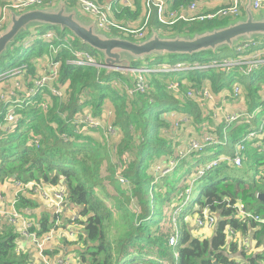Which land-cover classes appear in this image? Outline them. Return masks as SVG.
Masks as SVG:
<instances>
[{
    "label": "trees",
    "instance_id": "trees-1",
    "mask_svg": "<svg viewBox=\"0 0 264 264\" xmlns=\"http://www.w3.org/2000/svg\"><path fill=\"white\" fill-rule=\"evenodd\" d=\"M58 1L65 0H46V4L52 5ZM195 1L174 0L173 6L178 8ZM2 5L0 0V8ZM232 20L224 18L178 22L168 29L152 18L150 26L156 29L161 26L170 35H193L225 26ZM49 30L56 31L57 40L53 45L58 49L53 57L60 63L58 80L52 88L62 90L64 95L60 99L46 87L33 98L27 97L26 92H17L19 100L24 102L20 106L7 104L20 117L17 125L11 129L4 128L6 108L2 106L5 103L0 101V179L14 176L15 180L22 182L42 181L48 185H58L62 181L66 192V209L78 215L76 223L80 226L79 240L82 248L78 254L81 264H127L135 255L142 256L145 264H262L264 255H247L238 250L236 243H228L226 230L244 235L249 226L256 225L238 219L235 211L228 207L237 201L264 219V205L257 198L264 193V175L259 177L257 170L254 175H250L255 165L264 169V140L262 149L245 152L242 169L223 162L196 180L195 174L192 175L191 178L194 183H198L199 188L194 199L191 197L192 189L190 190L187 202L183 195L186 189L191 188L190 184L184 183L179 187L178 184L191 175V172H196L199 167L208 164H203L208 156L218 157L223 155L219 153L225 152L227 157H233V146L240 139L239 134L242 131L246 133L248 126L238 125L235 129L231 127L228 133L225 132V136L223 122L214 126L213 131L208 132L216 134L220 141L222 137H227V146H208L190 161L180 162L176 170L159 179L153 174L152 166L156 163H167L177 155L173 157L174 138L164 135L172 125V121L166 118L169 113L187 114L195 126L206 123L202 117L204 111L199 104L186 97L188 88L200 90L207 87L217 100V97L221 98L222 90L231 91L234 77H237V83L242 87V99H245L247 110L251 111L264 102L260 97L261 84H264V67L249 76H241L237 70L223 73L213 68L202 72H183L177 77L150 74L151 89L144 94L138 93L129 97L126 86L123 87L130 86L129 81L118 73L106 75L105 69L100 66L102 61L98 53L83 46L67 31L60 32L52 28ZM32 32L37 31L26 35L30 36ZM23 39L24 36L19 37L11 51L22 49ZM263 46L264 42L257 49ZM85 49L89 52H85ZM32 50L30 55L26 52L28 57L18 56V61L14 63L5 62L8 54L0 58V76L20 71L18 75L0 82V96L6 95L11 102L16 98L8 92L13 90L15 81L31 89L33 81L39 78V72L30 58L52 55L48 45L42 44L41 40L37 41L35 49ZM227 50L223 49L228 52ZM73 51L88 54L100 67L72 63ZM232 51L236 56L235 49ZM219 52L167 57L170 60L173 57L187 58V61L208 65L210 61L220 59L216 55ZM141 63L145 62H136L133 68ZM243 77L248 78V81L243 82ZM171 80L179 83V95L168 89V81ZM115 82L121 85L116 87ZM4 86H9L10 90L4 91ZM42 104L47 108L44 109ZM104 111L113 115L111 125L118 132L116 159H112L113 156L108 152L102 129L99 132L90 130L103 140L99 141L78 129L75 123L74 117H83L86 114L104 120ZM192 162L195 165L191 167ZM199 162L201 164L198 166ZM182 168L185 170L179 174ZM105 172H108L106 177ZM117 174L125 178L129 185L124 187L119 184ZM105 181L115 185V191L120 198L124 199L126 205L130 203L128 208H124L118 198L117 204L112 208L106 206L102 196L111 201L116 199L106 195ZM201 181L205 183L199 184ZM150 184L153 185L152 199L149 197ZM20 203L27 206L33 202L22 197ZM133 203L136 204L137 212L132 211ZM180 204L185 206L178 218L181 222V235L179 250L176 252V248L170 247L168 241L174 235V225L177 226L173 222V213ZM204 210L215 217L210 239H200L194 235L195 231L185 221L192 214L201 217ZM53 223L51 218L42 219L41 230H48ZM261 227L264 233V226ZM4 231L0 234V264H26L29 255H16L15 235L7 227ZM237 250L242 253L239 262L230 257L237 254Z\"/></svg>",
    "mask_w": 264,
    "mask_h": 264
},
{
    "label": "built area",
    "instance_id": "built-area-1",
    "mask_svg": "<svg viewBox=\"0 0 264 264\" xmlns=\"http://www.w3.org/2000/svg\"><path fill=\"white\" fill-rule=\"evenodd\" d=\"M2 2L3 5L0 8V32L8 22L10 11L21 13L29 9L51 6V4H46V0H2ZM65 2H74L79 11L93 20L97 27L106 33L110 34L112 30H115L127 39L143 40L148 36V32H150V21L152 18H154L159 25L168 29H171L172 26L181 21L189 23L192 21H209L224 18L235 20L243 15L245 0H227L221 8L217 9L213 14L208 15L197 13L200 8L199 2H192L185 6L174 8V0H143V13L139 22V28L123 27L118 25L114 20V14L121 11L122 8L128 9L129 11L135 10V3L133 0H112L111 3H99L96 0H65ZM251 6L254 12L264 10V0H251ZM55 40H57V38L53 34L44 36V39L42 40V42L44 41L43 44L48 45L52 55L45 57V64L37 69L39 72V78L33 81V88L27 89L26 87L21 86L18 81H15L13 90L9 91L8 94L14 96L16 100L11 102L6 95L0 96V101H3L7 107L3 119L5 129H11L13 126L17 125L18 120L20 119V117L13 112V109L7 105L11 103L20 106L24 102L19 100L16 95L17 92H26L27 97L33 98L36 93H41L40 90L46 87L53 95L60 99L63 98L64 92L62 90L52 88V85L58 80L60 69V63L55 61L53 57L58 49V47H54L53 45ZM65 42L68 44V41ZM249 44L252 45L250 46ZM259 45L260 44L258 43H254V41L239 44L235 47L236 56L232 59L212 60L208 65H200L198 62L177 63L172 66L159 65L147 69L144 74L183 73L195 70L202 72L208 68H213L220 70L223 73H230L237 70L239 75L249 76L264 67V46L261 49H257ZM68 46L69 48H72L70 43ZM73 55L74 61L72 63L78 66L100 67L94 59L86 53L73 51ZM135 71V68H133L130 72V75H133L135 87L132 88L128 85L123 86H126L125 90L129 97H133L134 94L138 93L144 94L150 89L148 82L142 77L141 73L135 74ZM19 73V70L11 73H4L0 76V82L5 81L9 77H14ZM120 85V83H114V86L116 87H119ZM167 86L174 94L178 93L180 89L179 83L174 80L169 81ZM4 88L7 89L8 87L6 88V86H4ZM220 95L221 98L225 97V93H221ZM229 96L235 101L242 100V87L239 83L234 82L231 85ZM186 97L195 100L200 106H203L205 103L216 102V98L207 87L201 88L200 90L188 88ZM262 98L264 99V97ZM42 106L44 109L47 108L44 104H42ZM106 114L109 117H113V115L104 111L103 118ZM216 116H221L222 118V122L224 123V136L225 132L228 133V130L236 125H247L248 129L233 146V157L229 158L225 155H221L210 161L208 164L199 167L195 172V180L223 162L239 168L242 166L246 151L249 149L263 148L264 102L262 105L255 107L251 111L246 109L240 113H227L226 110L223 109V106H220L216 108L214 117ZM172 117L174 118L173 125L176 126L187 121L185 116H178L177 118L174 113H172ZM75 123L78 126V129L85 132L90 130L99 132L98 130L102 129L104 138L106 142H108V137L104 134V128L99 119L83 115V117L79 116ZM202 129L207 132L209 130L213 131V128L207 123L202 125ZM208 133H202V138L199 140L194 139L189 141L186 146L176 152V157L169 160L167 163H156L153 167V174L157 177L156 179L176 170L180 162L185 160L190 161L194 155L202 152L208 146L225 147L229 144L227 137H222V141H220L216 134L213 132ZM123 160H125V158ZM116 179L119 184L124 187L129 185L128 181L119 174L116 175ZM190 179L193 181V178ZM192 183L193 182H191V184ZM190 190L191 188L186 189L185 194L183 195L186 202L189 198ZM26 196L37 197L42 204L53 210L51 220H53L54 223L48 230L42 231L40 227V225H42V220L38 223L34 217L27 214L29 209L21 205V198H27ZM184 206V204H180L173 213V216L176 217L175 222L173 221L174 223H176L181 216ZM228 207H231V209L235 211L238 219L264 226V219L248 210L241 202L237 201L234 205ZM65 209L66 192L62 181H60L58 185H48L42 181L22 182L20 180H15V178L13 179L12 177L5 180L0 179V234L7 231H4V228L7 227L9 231L15 235L14 251L16 255H24L26 253L27 250L22 246V242L25 240L29 241L31 247L35 250L36 259L39 263L35 261L36 259L34 260V258H32L30 260L28 259L26 264H50L48 255L45 253V247L55 237L58 226L61 222L60 216L64 214L63 212H65ZM76 220H78V215L71 212L69 218L70 226L66 232V236L70 242L79 241L80 226L77 225ZM193 222L199 229H211L214 227L215 217L210 215L207 210H204L202 216L195 217ZM173 230L174 235L169 239L168 244L175 249L179 245L177 226L174 225ZM231 232L232 231L230 230V233ZM56 264H67V261L63 258H59Z\"/></svg>",
    "mask_w": 264,
    "mask_h": 264
},
{
    "label": "water",
    "instance_id": "water-1",
    "mask_svg": "<svg viewBox=\"0 0 264 264\" xmlns=\"http://www.w3.org/2000/svg\"><path fill=\"white\" fill-rule=\"evenodd\" d=\"M250 5L251 0H245L243 17L222 27L193 35H164L151 28L148 36L141 41H130L100 30L93 20L80 16V12L64 1L21 13L10 11L8 22L0 32V58L19 37L39 27L67 31L83 46L100 55V66L105 69L106 75L118 73L134 88L130 72L136 62L170 55L192 56L203 52L217 53L223 49L234 50L239 44L264 39V10L253 12ZM257 198L264 205V193Z\"/></svg>",
    "mask_w": 264,
    "mask_h": 264
},
{
    "label": "crops",
    "instance_id": "crops-1",
    "mask_svg": "<svg viewBox=\"0 0 264 264\" xmlns=\"http://www.w3.org/2000/svg\"><path fill=\"white\" fill-rule=\"evenodd\" d=\"M96 1L99 3H111L112 2V0H96ZM195 2H199V4H200V8H199L197 13L203 15V14H206L209 12L216 11L221 6H223L227 2V0H196ZM134 3H135V10L134 11H129L128 9L122 8L121 11L114 14V20L116 21V23L118 25H121L123 27L139 28V26H140L139 22L141 20L142 13H143V8H142L143 0H134ZM70 4L75 5L74 2H72ZM74 8L79 10L76 7V5ZM80 16L84 17L87 20L90 19L81 11H80ZM151 28H155V27H151ZM161 34H163V33H161ZM111 35L123 37L122 34H111ZM123 38H125V37H123ZM125 39H127V38H125ZM7 87L8 86H6V88ZM221 93H225V95H224L225 97L224 98H218L217 97L216 102L212 103V106L209 109L206 108V111L204 113H202V117L204 118L205 122L207 124H209L210 127L213 125V122H216V126L219 125L220 123H222L221 116L214 117V113L216 111V108L223 106V109H225L227 113H240L243 110H246L248 107L245 103L244 98L241 101H234L229 96V91H226L224 89L221 91ZM260 97H264V84H262V86H261ZM108 104H109V102H108ZM105 110H106V108H105ZM174 114H175V116H177V118H178V116H185L187 118V120L190 121V118L188 117L187 114H182V113H174ZM108 117L109 116L107 114L104 115V120H107L109 122ZM207 117H209V118L207 119ZM212 117H213V119H216V118L217 119L213 120ZM166 118L170 119L172 121L171 127L174 128L175 138L178 139V137L181 134L180 130H182L183 126L185 125V123L187 121L176 126V125H173L174 124V118L172 117V113H169L166 116ZM237 126L238 125H236L232 128L235 129ZM175 131H176V133H175ZM196 131L198 133V136H194L191 140L202 138L201 132H198V130H196ZM90 132L91 131H88V133H89L88 136L93 137L97 140L100 139L99 141L102 140L101 137L97 133H94V132L90 133ZM244 133L245 132L242 131L239 134V137L242 136ZM164 135L167 138L168 137L172 138L170 136V130L164 132ZM102 137H103V135H102ZM175 142H177V141L175 140ZM183 146L184 145L182 143L181 144H175L173 157L175 156L176 152L179 149H181ZM113 150H114V154H115V147L113 148ZM250 150H254V149H249L248 151H250ZM219 154H223V155L227 156L226 155L227 153H225V152H221ZM215 157L216 156H214V157L208 156V158H206V160L213 159ZM204 163H206V162H203V164ZM250 164L252 165V163H250ZM179 185L180 184H178V187H179ZM26 197L29 198V200H31V202H33V203L30 205H27V206H23V207L29 209L27 214L34 217L38 223H40V220H42V219H49L52 217L53 210L51 208L47 207L46 205L42 204L37 197H31V196H26ZM195 217H197L196 214H192L185 219V221L189 225V227L195 231L193 234L196 236H199L200 239H210L213 235L214 229L213 228H211V229H206V228L198 229L193 222V219ZM60 218H61L60 226L63 227L62 230L60 231L58 229L53 240L50 243H48L45 247V253L48 255L50 264H56V262L59 258L65 259L67 261V264H81L80 263V257L78 254L79 250L82 248V244L80 243V240L76 241L75 242L76 244L71 243L66 236V232L68 231V228L70 226V223H69L70 222L69 221L70 213H65L62 216H60ZM65 219H66V221H65ZM262 230H263V227H261L260 225H255L253 227L249 226V229L246 232V234L242 235L239 232H235V233L231 232L230 233V230L227 229L226 230L228 233L227 242L228 243H233V242L236 243L238 246V250L244 252L247 255H253V256L264 255V233H262ZM22 246L27 250L24 255L28 254L29 260L32 258H34V260H35L36 259V253H35L34 248L31 247V244L29 243V241L25 240L24 242H22ZM241 254L242 253H240L238 251L237 254L234 253L230 257H232L235 262H239V260L242 259ZM35 261L37 263H39V261L37 259ZM127 264H145V263L143 261L142 256L137 257L135 255L132 257V259H130L129 263H127ZM262 264H264V262Z\"/></svg>",
    "mask_w": 264,
    "mask_h": 264
},
{
    "label": "rangeland",
    "instance_id": "rangeland-1",
    "mask_svg": "<svg viewBox=\"0 0 264 264\" xmlns=\"http://www.w3.org/2000/svg\"><path fill=\"white\" fill-rule=\"evenodd\" d=\"M134 1V0H133ZM65 2V1H64ZM66 3V2H65ZM68 4L70 7H75L74 4H70V3H66ZM53 5V4H52ZM47 7H50V6H47ZM77 7V6H76ZM77 10V9H76ZM78 12H80L79 10H77ZM227 21V20H226ZM182 22V21H181ZM176 25V24H175ZM174 25V26H175ZM172 26V27H174ZM171 27V28H172ZM37 32L36 33H31L30 36H27L26 34H23L22 36H24V39H23V43H22V49H15L14 51H11L10 48H8V50L4 53L5 55L8 54V57L5 58V62H17V58L18 56H23L26 54V52L30 55V53L33 52L32 49H35V45L37 43V41L41 40V43L43 44L42 40L44 39V36L46 35H55L56 37V31L54 32V30H49L48 28H42V27H39L37 29H35ZM158 31H160L161 33H163L164 35H170L168 34L167 32L164 31V29L160 26V28L158 29ZM29 34V33H28ZM110 34H121L115 30H112L110 32ZM149 34V32H148ZM27 36V37H25ZM123 38V37H122ZM130 41H141V40H133V39H128ZM264 42V39H258V40H254V43H258V44H261ZM20 43V42H19ZM18 43V44H19ZM250 46L252 44H249ZM14 46V45H13ZM12 46V47H13ZM253 49V48H252ZM25 51V52H24ZM85 52H89L87 51V49L84 50ZM228 52L226 51H223L221 50L217 55L218 58H220L219 60H222L223 59H232V58H235L234 56V51L232 50H227ZM91 53V52H90ZM36 54V53H35ZM93 55L94 58L98 59V57L91 53ZM4 55V56H5ZM25 57H28V55H25ZM30 61L31 63L35 66L36 69H39L43 64H45V59L44 58H30ZM145 63L144 64H140L138 67L135 68V74L137 73H141L142 77H144V79L148 82V84L150 85V74H144L145 71L149 68H152V67H157L159 65H168V66H172V65H175L177 63H191L190 61H187V58H180V57H173L171 60L168 58V57H161L160 59H153V60H150V61H144ZM144 74V75H143ZM161 75H167L168 77H177L178 75H180V73H177V72H173V73H160ZM1 75V74H0ZM132 79H133V75L131 76ZM8 79V78H7ZM242 81L243 82H247L248 81V78L246 77H243L242 78ZM169 82V81H168ZM234 82H237V77H234ZM232 82V84L234 83ZM262 86V84H261ZM150 87V86H149ZM151 89V88H150ZM10 88L8 86L7 89H4V91H9ZM180 89L178 91V93H176V95H179L180 93ZM107 103V102H105ZM1 105V104H0ZM4 106L5 108H7L5 105H2ZM200 106V105H199ZM212 106V103H205L203 106H200L202 108V111H206V108L209 109L210 107ZM105 108V106H104ZM85 111V110H84ZM87 116H91L90 114H86ZM78 118V116L74 117V119L76 120ZM109 118V122L107 120H101L99 119L101 122H102V125H103V128H104V134L108 137V142H106L105 138H104V135H103V139H104V142L108 145L107 146V149H108V152L110 153L111 156H113L112 159H116V155L114 154V150L113 148L118 145V140H117V137H118V132L116 129H113L112 128V121H113V117H108ZM213 119V117H212ZM217 119V118H216ZM216 119H213V120H216ZM177 121H179L178 119H176ZM214 126H216V122H213V125L211 126L212 128H214ZM200 128V131L198 130ZM170 136L174 138V149H175V144H183L184 146L194 137V136H198V133L196 130H198V132H201V133H205V131H203L202 129V126H194L193 123L191 121H188L185 123V125L183 126L182 130H180V136L178 137V139L175 138V134H174V128L173 127H170ZM88 133V132H86ZM176 133V131H175ZM100 140V139H98ZM175 140L177 142H175ZM199 140V138L197 139ZM183 146V147H184ZM180 150V149H179ZM216 158V157H215ZM213 158V159H215ZM213 159H208V160H205L206 163H209L210 161H212ZM201 163L199 162L198 163V166L200 165ZM154 165V164H153ZM195 165V162H192L190 164V166H194ZM153 168V166H152ZM242 169V167L240 168ZM185 169H180L179 171V174H182L184 172ZM195 170V169H194ZM250 170V168H249ZM255 170L258 171V176L259 177H262L264 175V169H259V167H257L256 165L252 168V172H250V175H254L255 173ZM195 171L191 172V175L189 176H186L183 180V182L180 183L181 186L184 185V183L186 184H191V182H193L191 184V189H192V199L195 198L196 194H197V191H198V188H199V185L198 183L196 184V182L194 183V181H192L190 178L192 175H194ZM108 176V172H105L104 173V177ZM205 182L201 181L199 184H204ZM104 186H105V189H106V195L108 196H111L113 199H116V201H111V199L109 198H105L104 196H102V199H104L105 201V204L106 206L110 209L114 206V204L116 205L117 204V198L119 199V201H122V206L124 208H128L129 207V204L128 203L127 205L125 204L124 202V199L120 198V196L116 193L115 191V185H112L109 183V181H105L104 182ZM152 184L149 185V197L152 199ZM136 204L133 203L132 204V211L136 210ZM72 210H67L65 209V213H71ZM137 212V210H136ZM176 220V217L173 216V221L175 222ZM180 219L177 220L176 222V225H177V230H178V240L180 242V235H181V231H180V226H181V222L179 221ZM66 221V219H65ZM62 226H58V229L61 231L62 230ZM71 243H75V242H71ZM76 244V243H75ZM179 246V245H178ZM179 248L177 247L176 248V252H178Z\"/></svg>",
    "mask_w": 264,
    "mask_h": 264
},
{
    "label": "bare ground",
    "instance_id": "bare-ground-1",
    "mask_svg": "<svg viewBox=\"0 0 264 264\" xmlns=\"http://www.w3.org/2000/svg\"><path fill=\"white\" fill-rule=\"evenodd\" d=\"M250 6H251V5H250ZM221 7H222V6H221ZM221 7H220V8H221ZM251 9H252V6H251ZM252 11H253V9H252ZM253 12H254V11H253ZM208 14H213V13H208ZM208 14H203V15H208Z\"/></svg>",
    "mask_w": 264,
    "mask_h": 264
}]
</instances>
